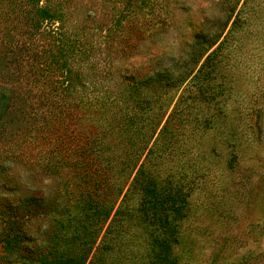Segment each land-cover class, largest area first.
Segmentation results:
<instances>
[{
    "label": "trees",
    "instance_id": "trees-1",
    "mask_svg": "<svg viewBox=\"0 0 264 264\" xmlns=\"http://www.w3.org/2000/svg\"><path fill=\"white\" fill-rule=\"evenodd\" d=\"M219 2L225 19L197 31L172 65L108 64L96 78L89 47L65 25L67 1L0 0V141L21 143L3 157H27L39 137V163L65 177L62 208L32 194L0 203V264H187L177 250L200 176L193 144H237L224 74L260 8ZM172 89L175 100L164 98Z\"/></svg>",
    "mask_w": 264,
    "mask_h": 264
},
{
    "label": "rangeland",
    "instance_id": "rangeland-1",
    "mask_svg": "<svg viewBox=\"0 0 264 264\" xmlns=\"http://www.w3.org/2000/svg\"><path fill=\"white\" fill-rule=\"evenodd\" d=\"M65 1V25L89 47V70L96 78L108 64L112 73L122 66L140 73L170 66L185 55L197 31L215 29V21L225 19L219 0ZM256 1L260 8L240 32L238 58L227 61L224 74L229 118L240 127L237 144L222 140L213 147V136L193 144L190 162L198 149L200 176L188 197L177 250L187 264H264V0ZM179 92L172 89L164 98L175 100ZM19 143L0 141V203L32 194L62 208V170L50 173L45 161L39 163L48 144L37 137L23 148L27 157H3L6 149L17 153ZM50 221L49 215L33 217L30 228L36 231Z\"/></svg>",
    "mask_w": 264,
    "mask_h": 264
}]
</instances>
